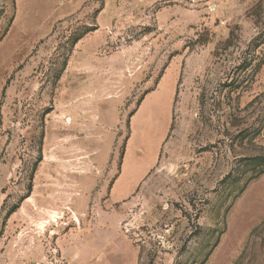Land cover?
<instances>
[{
	"label": "rangeland",
	"instance_id": "374dc122",
	"mask_svg": "<svg viewBox=\"0 0 264 264\" xmlns=\"http://www.w3.org/2000/svg\"><path fill=\"white\" fill-rule=\"evenodd\" d=\"M0 39V264H264V0H0Z\"/></svg>",
	"mask_w": 264,
	"mask_h": 264
},
{
	"label": "trees",
	"instance_id": "16d2710c",
	"mask_svg": "<svg viewBox=\"0 0 264 264\" xmlns=\"http://www.w3.org/2000/svg\"><path fill=\"white\" fill-rule=\"evenodd\" d=\"M83 37V35H80L76 40L75 43L80 40ZM1 40V39H0ZM253 168H259L260 170L263 169L264 171V155L263 156H255L250 159L249 164H247ZM14 211V210H13Z\"/></svg>",
	"mask_w": 264,
	"mask_h": 264
},
{
	"label": "bare ground",
	"instance_id": "6f19581e",
	"mask_svg": "<svg viewBox=\"0 0 264 264\" xmlns=\"http://www.w3.org/2000/svg\"><path fill=\"white\" fill-rule=\"evenodd\" d=\"M55 216V215H54ZM58 216V215H57ZM52 218V217H51ZM58 218V217H57Z\"/></svg>",
	"mask_w": 264,
	"mask_h": 264
}]
</instances>
